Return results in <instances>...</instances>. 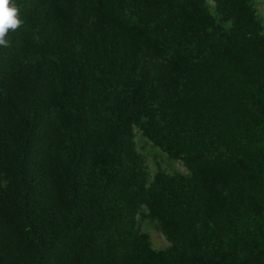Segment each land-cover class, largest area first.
<instances>
[{
  "label": "trees",
  "instance_id": "trees-1",
  "mask_svg": "<svg viewBox=\"0 0 264 264\" xmlns=\"http://www.w3.org/2000/svg\"><path fill=\"white\" fill-rule=\"evenodd\" d=\"M13 2L0 264H264L256 0Z\"/></svg>",
  "mask_w": 264,
  "mask_h": 264
},
{
  "label": "clouds",
  "instance_id": "clouds-1",
  "mask_svg": "<svg viewBox=\"0 0 264 264\" xmlns=\"http://www.w3.org/2000/svg\"><path fill=\"white\" fill-rule=\"evenodd\" d=\"M22 23L19 8L13 0H0V46H9L10 42L6 38L9 30H17Z\"/></svg>",
  "mask_w": 264,
  "mask_h": 264
},
{
  "label": "rangeland",
  "instance_id": "rangeland-1",
  "mask_svg": "<svg viewBox=\"0 0 264 264\" xmlns=\"http://www.w3.org/2000/svg\"><path fill=\"white\" fill-rule=\"evenodd\" d=\"M256 2L259 12L264 16V0H256ZM147 149H149V147H147ZM151 153L153 154V151H151ZM155 155L157 156L158 160L161 162L163 166H168L169 164H171L181 172L188 173L187 168L184 166L182 162L180 161L170 162L167 158V155L160 151H158V153H156ZM149 158H150L149 166L151 169H153L154 168L153 160L151 159V157ZM143 230L147 231L150 234L153 248L161 249V248H166L169 245V242L166 240L165 236L158 230L149 226H144Z\"/></svg>",
  "mask_w": 264,
  "mask_h": 264
}]
</instances>
